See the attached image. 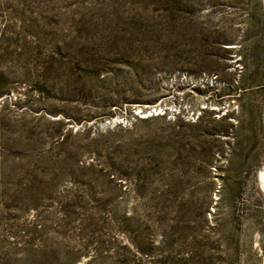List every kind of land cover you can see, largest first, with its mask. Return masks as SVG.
<instances>
[{"label": "rangeland", "instance_id": "rangeland-1", "mask_svg": "<svg viewBox=\"0 0 264 264\" xmlns=\"http://www.w3.org/2000/svg\"><path fill=\"white\" fill-rule=\"evenodd\" d=\"M263 170L264 0H0V264H264Z\"/></svg>", "mask_w": 264, "mask_h": 264}, {"label": "bare ground", "instance_id": "bare-ground-1", "mask_svg": "<svg viewBox=\"0 0 264 264\" xmlns=\"http://www.w3.org/2000/svg\"><path fill=\"white\" fill-rule=\"evenodd\" d=\"M155 110H158V108H156ZM260 177H261V181L264 185V170L260 173Z\"/></svg>", "mask_w": 264, "mask_h": 264}, {"label": "built area", "instance_id": "built-area-1", "mask_svg": "<svg viewBox=\"0 0 264 264\" xmlns=\"http://www.w3.org/2000/svg\"><path fill=\"white\" fill-rule=\"evenodd\" d=\"M154 113H157V110H153Z\"/></svg>", "mask_w": 264, "mask_h": 264}]
</instances>
